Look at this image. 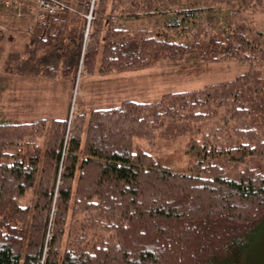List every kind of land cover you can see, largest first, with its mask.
<instances>
[{"label":"trees","instance_id":"trees-1","mask_svg":"<svg viewBox=\"0 0 264 264\" xmlns=\"http://www.w3.org/2000/svg\"><path fill=\"white\" fill-rule=\"evenodd\" d=\"M54 1L65 8L34 43L52 72L57 50L74 35V68L86 46L85 71L101 54L103 74L194 54L203 63L237 59L250 72L153 102L78 113L70 128L67 119L53 120V143L44 154L34 141L46 120L0 123V264H248L256 252L257 264H264V71L253 67L264 64V45L240 28L226 27L217 36L198 24L223 7L250 10L264 0H178L179 10L164 0L147 4L167 27L195 30L185 43L131 30L108 14L109 2H118L126 8L122 21L139 20L141 0ZM70 6L78 8L79 20L91 12L86 41V19L71 21L68 32ZM178 137L189 141V162L172 171L146 143ZM37 177L35 202L22 204Z\"/></svg>","mask_w":264,"mask_h":264},{"label":"rangeland","instance_id":"rangeland-1","mask_svg":"<svg viewBox=\"0 0 264 264\" xmlns=\"http://www.w3.org/2000/svg\"><path fill=\"white\" fill-rule=\"evenodd\" d=\"M164 1L169 3L172 10L182 8L181 5H176L178 0ZM141 2L142 11L140 13L142 15L139 20L129 19L127 23L122 21L119 16L120 11L126 10V8L123 5L117 6L118 2H109L108 14L113 12L111 13L113 19L117 20L120 25L126 24L127 28L131 30L146 29L160 37L169 34L172 36L171 40L174 39L178 43L193 40L195 30L191 31L189 28L185 31L186 29L182 26L167 27L164 17L153 16L151 12L148 13L147 4L153 0H141ZM162 3L164 2L160 1L159 4H154L161 6L164 5ZM227 7L225 9L223 7L222 13L220 15L218 13V16H208L207 13L200 22L197 21L198 24L204 23L217 36L225 32L226 27L229 29L230 27L233 29L240 28L238 33L243 32L252 41L264 45V6L253 5L250 10L239 7L238 4ZM63 8L65 7L61 5L57 11H62ZM77 9L70 6L68 13L70 23L67 24V29L68 32L73 29L75 24L71 21L78 23L79 21L82 22L83 18L86 19V41L88 25H90L93 17L90 12L79 20V10ZM90 9L92 11V7ZM162 9L164 8L157 11L161 13L166 10ZM226 11H229L228 16L224 14ZM39 12L37 0H0V123L30 124L46 120V129L36 132L35 136L38 138L34 141V147H37L42 154H44L46 146L53 143L54 133L50 124L53 120L67 119L70 128L78 113L86 114L97 108L117 107L119 104L131 100L153 102L165 93L195 90L212 84H220L250 72V65L237 59L203 63L194 54H187L182 59L164 58L153 62L148 68H141L137 71L118 70L104 74L101 72L100 64L104 58L101 54L94 65L95 67L85 71L81 63L86 46L81 48L80 67L74 68L78 59L76 52L79 48L76 47L79 36L74 35V33L73 40L66 38L63 41L64 47L57 50L55 56H59V60L56 62L58 69L52 72L50 70L52 64L47 65L43 62L42 50L35 51L34 43L39 36H44V32L49 29L52 17L58 16L51 15L40 18ZM229 19L230 21L226 22ZM77 20L79 21L77 22ZM185 37L188 38L185 39ZM262 63H258L256 66L254 64L253 67L264 71V64ZM83 134L85 138L86 128H84ZM156 142L154 146L150 147L146 143V147L149 151L157 154V158L164 161V164L170 163L172 171H183L188 166V139L178 137L177 139ZM29 148L31 147L29 146ZM44 161L46 158L43 160L42 167L45 165ZM43 179L48 182L47 178ZM41 180L36 178V186L26 192L25 197L21 199L22 204L35 202L41 189L39 186ZM76 239L80 240L77 237ZM259 259V252H256L251 255L247 263L257 264Z\"/></svg>","mask_w":264,"mask_h":264},{"label":"built area","instance_id":"built-area-1","mask_svg":"<svg viewBox=\"0 0 264 264\" xmlns=\"http://www.w3.org/2000/svg\"><path fill=\"white\" fill-rule=\"evenodd\" d=\"M38 8H39V15L40 18L43 16H51L57 13L60 5L56 3L54 0H38L37 1Z\"/></svg>","mask_w":264,"mask_h":264},{"label":"bare ground","instance_id":"bare-ground-1","mask_svg":"<svg viewBox=\"0 0 264 264\" xmlns=\"http://www.w3.org/2000/svg\"><path fill=\"white\" fill-rule=\"evenodd\" d=\"M65 10V9H64Z\"/></svg>","mask_w":264,"mask_h":264}]
</instances>
